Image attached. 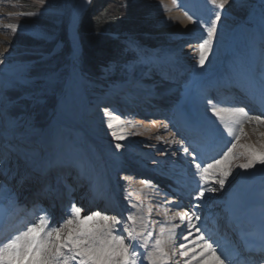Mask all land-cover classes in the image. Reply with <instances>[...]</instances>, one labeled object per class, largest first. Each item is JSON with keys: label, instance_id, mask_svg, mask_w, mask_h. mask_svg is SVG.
I'll return each instance as SVG.
<instances>
[{"label": "rangeland", "instance_id": "rangeland-1", "mask_svg": "<svg viewBox=\"0 0 264 264\" xmlns=\"http://www.w3.org/2000/svg\"><path fill=\"white\" fill-rule=\"evenodd\" d=\"M44 0V3L41 4L40 0H0V22L6 23V24H14V25H23L27 26L30 29L34 31V34L29 35L26 33H23V31H4V33H0V37L3 39H6L8 41V44L0 46V59L4 60L3 64H0L1 67L5 68L6 79L9 80L11 86L9 89H14L16 87H20L22 92H24V96L29 92L25 89L30 88L32 91H34V97H37V95H41L38 97L39 101L43 102V96H55L57 93H60L62 89H65V87L68 84V81L70 77L72 76V72L74 71V84L71 88L70 92L66 94H61L60 96H63L65 101L67 102L69 97L72 95V97L75 100L76 108H75V114L76 119L83 128H77L71 125H66V123H61L60 121L53 123L51 125V134L50 135H56V134H62L65 136L63 139L64 141H67L69 146L73 148V150L80 149L83 144L86 142L87 148L90 149V151L98 155L97 148L94 146L93 142L91 140H94L96 142L100 141L103 142L106 146H114L115 141H111L108 139H99L97 138V135L100 134V131H103L102 125L97 124H88V119L86 116L89 114V109H92V105L95 103L98 104L99 101H96L93 99V97H90L94 93V88L97 85V81L92 82L91 78L87 74H85L81 69H79L78 66L71 67V64L64 63L61 68H59L57 71H55L53 74L42 77V75L39 74H33V70L36 68L37 64L35 60H28V62L21 63L25 56H34V54H27L30 51H34V48H30L28 46L26 47H18L16 43V39L18 38H24L25 36L30 37L31 39H35L37 41H41V38H44L46 40L54 39L56 32L58 29L62 31L63 28L69 27V32L71 33V25L74 16L76 15L79 6L85 1V0ZM124 3L128 6H131V8L139 13L136 15H142V17H146V13H141L140 8H144V11L148 13L149 18L154 20L158 19V23H154V25H157V31L161 32L162 28L166 27V24H169V26L175 24L176 20V13L177 12H186L189 11L191 13V16L195 19L199 18L200 20H203L207 22L210 17H213L214 11L218 9H214L213 6L210 5V0H200V5L202 6H208L205 11L201 12L199 11L196 4L193 3L192 0H123ZM150 5H148V4ZM64 15V16H63ZM69 24V25H68ZM260 25V24H259ZM258 25V26H259ZM200 23H196V30L190 32L194 33L190 37L189 35H184L180 33H176V38L171 39V42L163 46H157L155 48H151L149 51L153 52L154 54H159V56L164 57V61L169 63L171 68L169 69L172 72L176 74L178 82H174L177 84H174L173 86H178L173 89H171V92L168 93L169 102L167 105L169 108H177L181 109V107L185 106V101L180 104L181 100H189V96L196 100V90L198 84H200V80L202 76L204 75L207 66L209 63H211L217 55H222V63L224 64L230 57L233 58L234 55L232 53H227L224 51H221L217 47V44L215 41H213L212 51L208 54V58L205 61V65L203 67L199 66L198 63V57H199V43L203 41V39L207 38L206 30L201 26ZM262 27V25H261ZM260 28V27H259ZM263 28V27H262ZM71 36V34H69ZM190 37V38H189ZM72 39V38H71ZM192 39V40H189ZM73 41V40H72ZM137 44V41H135ZM129 44V43H128ZM134 47L135 49L138 47L135 43ZM187 44H191L192 46L186 47ZM74 45V43H73ZM130 45V44H129ZM194 47V48H192ZM18 49H21L24 54H22ZM139 49V48H137ZM237 50V47H236ZM235 50V52H236ZM46 52L42 53V60H48L50 58L49 54H45ZM140 54L136 55V57L132 58L129 62L124 64V67H121V76L119 77H125L126 79L129 78L130 80H134V83H140L146 80V76L142 79H139L138 77H135V74L132 75V71L136 69V73L138 74L139 71H145L146 69V63L140 61L145 60L144 56H139ZM150 60H159V57L153 55L149 57ZM125 63V62H123ZM131 65V66H130ZM114 67V64H110L109 66L103 68V70L100 71L101 76L105 77H112L116 74L115 71L112 72V74H108L111 68ZM72 68V71H71ZM107 69V71H105ZM116 70V69H115ZM130 71V72H129ZM108 74V75H107ZM200 75V78L198 76ZM135 77V78H134ZM42 79L41 81H38ZM91 79V80H90ZM152 80V79H150ZM106 82H110L106 81ZM99 83V82H98ZM108 84V83H107ZM23 86V87H22ZM164 87L160 85L156 90H159V88ZM25 88V89H24ZM8 89V90H9ZM152 88L148 87V90L151 91ZM4 91H7V86L5 87ZM48 92V94H46ZM80 92V93H79ZM100 93V92H99ZM96 95V94H95ZM8 97H12V94L9 92ZM3 100V102H10L7 99L6 94H0V101ZM206 97L202 99V101H206ZM11 104V102H10ZM35 104V103H34ZM8 106V105H7ZM7 106H2V109L0 108V121L4 122L8 120L10 114V110ZM201 107V106H200ZM203 108V113L209 115L211 118L213 117L210 112L207 111L205 107ZM40 111H42L40 109ZM94 110L92 109V112ZM12 113V112H11ZM162 119V117H151V116H145L144 119ZM164 120V119H163ZM261 120H264V118H261ZM36 121L34 115L26 116V121L23 126V131L29 132L34 137L38 138L37 135L34 134H40L42 135V131L38 128V125L34 122ZM152 122V121H151ZM256 126H261V123H257V121L253 120ZM216 124V123H215ZM220 124V123H219ZM264 126V123H263ZM161 129V128H160ZM249 131L252 132V134L256 133V131H259L258 136L264 134V128H259L254 130V127L251 125H248ZM1 130V127H0ZM85 131V134L83 135L82 142L81 140H78L77 131ZM2 131H4L2 127ZM146 131V130H145ZM145 131L140 134L136 132V135H145ZM248 131V132H249ZM261 131V132H260ZM1 132V131H0ZM12 135H16V133L12 130ZM247 132V131H246ZM163 134H173L170 130L168 132H164ZM162 132L159 131L157 135H155L153 138L162 137ZM248 136V134H247ZM91 140H90V139ZM249 138V137H248ZM248 138H245L243 142L247 141V145L252 146V139L248 140ZM40 141H42V137L38 138ZM33 139V140H38ZM14 140V139H13ZM160 140H163V138H160ZM177 140V138H175ZM233 143V140L231 141ZM6 143H10L8 140ZM64 143V142H63ZM62 143V146H63ZM83 143V144H82ZM165 143V142H164ZM124 144V143H123ZM160 146L153 145L152 147L156 151H162L163 148H165L163 142H160ZM232 144L230 143V147ZM260 149L264 148V144L260 145ZM68 148V145H67ZM160 148V149H159ZM15 152L19 151V149L22 151L23 148L20 147H14L13 148ZM129 147H124L121 149V151L124 154L125 157H128V160H131L135 164H139L141 169H144V173L148 171L157 174L160 176L159 172L166 175L168 177L169 172H167L166 168L169 170H175V167L172 166L171 161L169 159L167 160H160L158 158V162L153 169L147 168L144 166V163L146 162L145 159L142 158L143 156H136L135 151L129 152ZM9 150L8 157H1L0 159V170L2 169L3 163H8L10 160H13L14 157V151ZM106 157L108 159V164L110 167V170L113 172V169L120 168L123 166L124 162L121 160L122 156H119L115 154V152L111 148H106ZM134 150V149H133ZM235 150H239V152H246L248 151L247 148L239 147L237 146ZM156 151H153V153H157ZM175 151V150H174ZM39 150L34 148L33 151H31V154L28 155L25 159H33L37 158ZM128 152V153H127ZM238 152V153H239ZM69 153V152H68ZM176 155V154H174ZM147 160H154L155 158L151 155H147ZM5 158L6 161L3 160ZM2 160V161H1ZM243 160V159H242ZM235 160L232 162V167H235ZM144 166V167H143ZM161 169V170H158ZM144 177L138 178V183L130 184V188L132 190L130 191V194L134 195L138 199L141 204H146L145 200L148 201L150 209L153 213H155L159 218H156L154 228L157 229V234L159 236L160 230L162 226L169 227L171 224L168 223L163 218L162 213L159 211L157 212L158 203L152 201L153 197H150V190H154L153 186L155 185V192L153 195H159L161 191H163V186L159 185L156 187L155 181L143 179ZM234 178V174L228 178L229 184H232ZM148 181V183H143V181ZM150 182V183H149ZM164 192V191H163ZM145 199V200H141ZM150 200L152 202H150ZM136 208H135V216L140 217L143 219V223H145V217L144 213H142L141 204L137 203L135 201L131 202ZM157 204V205H156ZM133 214L131 209L129 210L128 215ZM162 216V217H161ZM179 223V222H176ZM179 230V229H178ZM177 230V233H178Z\"/></svg>", "mask_w": 264, "mask_h": 264}, {"label": "snow or ice", "instance_id": "snow-or-ice-1", "mask_svg": "<svg viewBox=\"0 0 264 264\" xmlns=\"http://www.w3.org/2000/svg\"><path fill=\"white\" fill-rule=\"evenodd\" d=\"M40 2L43 4L44 0ZM227 2L228 0H210V5L218 10L214 11L213 17H210L207 22L199 18L193 20V17L189 16L193 23H200L207 33V38L198 45V63L201 67L205 65L208 54L212 51L213 41L217 35V24L221 20L219 10H222ZM9 27L13 31L17 30L14 24ZM129 43L130 46H134L133 42ZM3 63L4 60L0 59V64ZM261 77L264 81V72L261 73ZM207 104L211 106L209 110L212 115L218 118L230 133L233 125H241L242 133L244 119L264 123L259 116L250 117L243 107L227 109L230 119L226 120L222 115V111L225 110L218 109L211 98L207 100ZM103 111L105 116L111 115L107 108ZM107 128L111 130V136L116 141L115 149L124 148L122 141L127 137L122 134L123 129L121 128V134H118L111 120L107 123ZM234 139L239 141L240 136L237 135ZM171 143L180 145L185 155L193 156L190 162L195 166L193 175L199 176V181L196 182L198 188L194 196L196 201H202L206 193H215L224 189L226 181L233 173V160L243 159L244 162L239 163L238 167L244 170L254 168L257 163L264 165V148L256 151L251 145H241L248 151L237 153L234 151L237 144L232 143V146L224 151L219 159L213 158L211 162H205L202 165L196 162L195 148L190 153L189 149L192 145L184 146L182 139L173 140ZM167 154L164 152V155ZM209 177H215V179L210 181ZM143 183L148 181L145 180ZM210 184L218 185L219 188L209 186ZM3 187L0 185V189ZM9 204L19 211L14 195L9 197ZM174 206L179 207V205ZM201 206L200 203H196L189 211L178 213L179 223H172L169 227L162 226L150 251H147L146 243L142 245L146 252L139 251L138 240L141 233L135 232L133 225L136 223V218L131 214L124 219L119 215L107 214V209L85 210L75 202H70L64 208L60 219L54 221L48 210L40 207L28 214L35 219L26 220L24 226L14 234L0 239V264H143L145 258L148 264H168L171 259V246L175 244L177 230L182 226L187 230V235H184L183 230L180 235L186 243H181L179 247L182 249L180 255L188 258L186 264H191V261L197 260V257H199L197 264H234L229 254L220 251L219 243L198 226L202 220L198 211ZM150 212L151 209H149ZM129 221L131 224L128 223ZM193 233L197 235L189 240ZM152 235L148 232L149 237ZM190 253H192L191 256Z\"/></svg>", "mask_w": 264, "mask_h": 264}, {"label": "bare ground", "instance_id": "bare-ground-1", "mask_svg": "<svg viewBox=\"0 0 264 264\" xmlns=\"http://www.w3.org/2000/svg\"><path fill=\"white\" fill-rule=\"evenodd\" d=\"M83 9H84V3L81 5V7H79L78 12L76 13L75 17L73 18L72 25H71V33L70 34H71V38H72L73 43H74V50L76 53H78L80 50V42H79V38L77 35L76 26H77V21H78L79 15L81 14ZM189 16H191L190 13H187L185 15L184 13L177 12L175 24H173L171 26H169V24H166V27L162 28V30L165 33H180V34H184V33L188 34L192 31L196 30V23H193V21L189 19ZM10 25L11 24H6V23L0 22V33L4 32V31L12 30L9 27ZM16 26H17L18 31H23V33H26L29 35L34 34V31L27 26H23V25H16ZM261 33H262V37L264 38V30ZM90 53H91L90 50H86V54H87L86 59H88ZM260 53H261V50H255L256 56L254 57L253 61H251V64L245 67L244 72L248 75V77H246L245 75H243V77H241V76H239V74L234 73V75L231 74V76L228 77L227 79L231 81L234 77H236V76H237V78L239 77L240 78L239 81L236 78H234L236 80L237 87L240 85L250 84L253 82V77L251 75L252 70H253V71H255L256 76L259 78V82L261 83V85L264 86V81H262V77L258 76V72H261V73L264 72V65H262V63L264 64V61L261 62L259 60L261 57ZM245 65H246V63H245ZM0 74H1V72H0ZM148 77L149 78L154 77L152 75V72L148 73ZM73 79H74V74H72V77H70V79L68 81L67 90H70L71 87H73V84H74ZM6 85H7L6 81L4 79H2V77L0 76V91H2L6 87ZM150 85L153 87L157 86V88L159 87V84H155V82L153 84H151V82H149V81L144 83L143 86L149 87ZM218 99H220V98H218ZM71 103H73V102L71 101ZM0 104H1V102H0ZM216 107L218 109L225 110V111H222V115L225 116L226 120L230 119L226 110L229 108H236L234 105L230 106V107L217 105ZM74 108H75V106H73V104H67L66 105L64 100H60L59 106H58V119H61L62 121L69 123L75 127H78L77 123L75 121V117H74ZM105 108L106 107H104L100 112L97 113L98 117H99L98 119H102V117L105 116L104 111H103ZM109 112H110V110H109ZM111 113L112 112H110V114ZM133 113H135V111H133ZM115 117L116 116H112V115L106 116V118H109V120H111L114 123V125H115L114 130L117 131L118 134H121L120 130H121V128L123 129L122 134L125 135L127 138H126V140H124L122 142H125V141L132 142L131 140H127V139H131V138L134 139L133 142H135L137 139H142L145 141H148V140L158 141L157 138H153V137L157 133L156 131L158 129L161 130L159 127L161 122L160 123L153 122L152 125H155V127H152L148 123V120L142 119V117H137V119L133 120V121L130 120L129 117L126 118L125 116H119L117 118V120ZM103 120H105V118ZM109 120L106 122V124L100 123L102 125V127H104L103 131L100 132V139L105 138V139H108L111 141H115L111 136V130H109L107 128V123L109 122ZM246 120L247 119H244V122L242 125L247 123ZM220 124L223 126V124L221 122H220ZM141 125H144V126H141ZM240 126L241 125H233L231 128V133L229 132V129H227V132L225 133L226 137L228 138V136L232 137L233 135H235L238 132L237 129ZM245 130H247V128H245ZM144 131L146 134L143 137L140 138V136H142V135L136 136V132L142 134ZM79 132L80 131L78 130L77 131V135H79L78 139L81 140V142H82L83 132H80V134H79ZM133 132H134V136L132 135ZM248 134H249V138L254 137L252 139V147L256 151H260L261 150L260 145L264 144V135L258 136L257 132L252 134L251 131H249ZM228 141H229V139H226L225 143H227ZM95 145L99 149V151L101 152V153L100 152H98V153L103 155V164H102L101 159H99V155L95 156L94 154H92L90 149L87 148L86 142L83 144V146L80 149L74 150L73 154H70L67 152L66 144L64 142L62 147L64 148L63 150H64V153H66V156H65V160L63 162L56 161L60 156L55 157L56 159L46 161L48 157L50 158L53 155L51 152L44 154L43 151L44 150L48 151L46 148L48 146L45 147L43 144L42 145L43 147L41 148V150H42V155L44 154V156H40L38 158L39 159L38 163H40L41 165L38 164V167L40 166L39 167L40 169H38L36 171V174H31V169H30L31 166L28 163L24 164L25 167L22 168V170L20 171V174L16 173V171L14 169H10V168L3 171V173L6 172V174H8L7 176L14 178L15 180H17V182L23 178V174L29 175L27 177V179L23 181L22 189H25L24 192L28 193L29 196L32 197L31 200H37L38 198H41L42 200H46V201H54V199H52L54 196L63 200L66 192L68 191V189H67L68 184L74 185V184H76V182L78 180H82L83 183H81V185L83 187L80 188L81 189L80 191H83L84 194L88 193L84 197V200H88L91 202V201H94L93 195L97 199H100L99 198V196H100L102 198V199H100V203L105 204L107 206V203L109 201L111 202L114 199H117L116 196H117L118 190L116 188L115 179H114L111 171L107 167V164L105 161L106 155L104 154L103 150L108 148V147L111 148L112 150H114L115 147L111 146V145L106 146L103 142H100V141L96 142ZM113 145H115V144H113ZM143 149H148V148H143ZM116 151L120 153L121 150H116ZM62 154L63 153L61 152V155ZM42 157H44V158H42ZM55 161L58 162L56 164V166L54 165V167L48 171L47 170V167L49 166L48 164L54 163ZM13 162H12V164H13ZM42 163L44 164V167H42ZM63 163L70 164V165L64 166ZM31 164H33V163L31 162ZM149 165L153 166L155 164L151 163ZM124 171H125V173L123 175L124 182L128 181V182L132 183V181H133L132 176L133 175L130 174V172H132V170L124 168ZM262 175H264V165H261V164H256V166L252 169H247V170L241 169L239 179L237 180L236 184L233 186L232 195L237 196V194H238V191L234 192V188L236 186L237 187H243L244 186L243 184L244 183L246 184L248 182V180L254 178V176L260 177ZM6 179L8 180L7 183L0 180V185L4 186L2 189H0V191L3 192V190H5L6 194L11 197L14 195L13 192L15 191V188L17 187L16 181L14 179H10V178L9 179L6 178ZM12 184H15V186L13 188L11 187ZM263 185H264V178H263V180H261V182H259L257 184L254 183V185L252 187H250L251 189L250 188L246 189V191H248L247 193L250 195V198L252 197L251 196L252 193L259 195L261 193L259 191V188L263 187ZM238 189L239 188H237V190ZM19 190H21V189H19ZM128 190H131V188ZM46 201H45V203H52V202H46ZM177 202H179V201H176L175 203H177ZM63 203L59 202V203H57L58 205L55 203V206L57 208L62 209L61 207L63 206ZM262 203L264 204V201ZM179 204H180V202H179ZM241 204L245 208L246 206L251 205L252 201L247 198L246 200L241 201ZM129 224H131V221ZM137 227L138 226H137V221H136V223L133 225V228H134L135 232L138 233ZM195 235H197V234L193 233V236H195ZM140 237L144 238V235H140ZM191 238H192V236L189 237V240ZM149 242L150 241L147 238H144L143 242H138V245L141 243H143V244L146 243L148 245ZM198 259H199V257H197V260H195L196 263H197Z\"/></svg>", "mask_w": 264, "mask_h": 264}, {"label": "trees", "instance_id": "trees-1", "mask_svg": "<svg viewBox=\"0 0 264 264\" xmlns=\"http://www.w3.org/2000/svg\"><path fill=\"white\" fill-rule=\"evenodd\" d=\"M135 12L123 0H93L80 20L79 33L82 39L84 53L90 50L86 60L96 69L107 60H117L119 53L115 50L121 47L120 40L112 39L109 33H125L127 31L145 32V17ZM148 40V37H144ZM87 56V54H86Z\"/></svg>", "mask_w": 264, "mask_h": 264}]
</instances>
